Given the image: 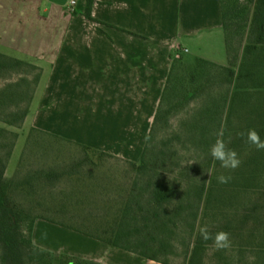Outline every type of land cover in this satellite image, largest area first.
<instances>
[{"label": "rangeland", "instance_id": "obj_1", "mask_svg": "<svg viewBox=\"0 0 264 264\" xmlns=\"http://www.w3.org/2000/svg\"><path fill=\"white\" fill-rule=\"evenodd\" d=\"M109 1L111 9L118 5L115 0ZM158 1L151 0L155 11ZM68 3L69 0H67ZM254 3H256L255 0L252 5ZM81 4L82 0L74 6L79 10ZM67 14L69 17L70 12L67 11ZM78 31L80 30L78 29ZM106 31L109 35L114 34L112 28H108ZM205 31L203 30L199 35L184 36L181 39L183 46L180 50L177 48L175 52L172 50L173 55L178 58L184 54L186 60L180 59L182 63L194 61L199 55L226 61L225 44L222 41H217V37L206 34ZM82 34L83 28L81 36ZM88 36L87 38H99L97 34L95 37H91L90 34ZM240 42L243 46L245 45V41L240 40ZM184 48H187V51ZM112 51L113 48L110 45L100 47L97 41L93 47H70L65 53L68 55L67 59L64 58L63 54L59 57L58 64L44 67L39 82L36 80L39 69L34 65L25 63L2 69L0 72V89L15 83L19 84L20 90L26 91L24 97L19 100L20 103L15 99L14 101L10 99V102L6 103L5 108L8 109L6 116L12 118L15 114H21L23 108L30 101L27 92L30 93L31 91L32 93L29 113L23 120L17 118L14 119L13 123H10L0 118V157L7 163L4 180L11 179L19 168L17 177H23L29 169L42 170V176H45V181L48 183L50 179L46 177L48 171L52 172V170L57 169L61 171L68 167L72 159L79 160L82 157L83 154L78 153L79 148L73 144H65L55 138L69 137L75 138L77 141L88 142L90 145L98 144L111 150V152L136 157L134 160L140 161L138 155L141 150L142 136L147 134L149 123L147 116L150 109L137 111L136 117L127 114L125 119H120L122 110L116 111L117 104L120 102L118 97L120 95L124 101L128 95L115 88L116 82L121 78L119 76L121 69L113 64V60L109 59H114ZM125 70L126 68L122 69V74ZM222 72L223 70L216 68L212 73L217 83H219L217 75ZM183 73L187 74L188 72L183 71ZM35 82L39 86H36ZM146 89L149 90V88ZM126 105L123 102V109ZM198 106L197 102H193L186 108L173 107L168 114L169 121L165 118L159 120L154 132L151 133V139L147 142L145 169L137 170L128 162H120L111 157L100 160L104 169L111 167L116 169V173L119 171L117 180L120 183L119 186L121 185V190L123 188L121 202L128 200V203L131 204L127 213L125 212V221L118 227L122 228L125 235L121 239V243L147 254H156L159 260L169 261V263L175 261L179 264L185 263L184 253L195 237L198 228L195 225L200 219L198 214L205 201V198H200L203 195V193L200 194L201 183L213 178L212 171L216 162L211 155L209 157V153L203 147L206 142L212 141L213 133L201 134V128L198 129L197 138H191L186 133L188 128L186 126L187 116L192 114L188 113L189 108L197 109L196 119L200 127L206 125L208 131H211L218 124L209 117L202 121L201 110ZM239 121H235V123ZM55 133L60 134V136L55 135ZM226 138H231L227 139L228 148L234 149L241 161L245 159L243 145L235 143V138H241V136L236 134ZM191 161L194 162L188 164ZM217 165V170L223 169L231 172L232 175L239 169V167L234 170L224 169L220 162ZM84 174L87 175V172ZM69 176L64 173L57 182L49 185H42L45 184L43 178L41 184L37 185L38 196L33 201L26 199L23 203L26 205L36 203L37 207L30 208V211L35 213L44 210L51 212L50 209L56 210L58 206L56 201L53 206L50 204V200H44L49 199L51 191L54 192H51L52 195L56 196L62 194L61 188L62 190L76 188L78 191L80 188L85 189L81 182L72 180ZM158 179L168 180L170 185L179 190L176 197L169 201H163L162 206L152 203L150 198L152 182ZM43 193L46 194L41 199ZM61 196L58 203H61L59 206L64 207H60L61 213H56V217L64 216L65 219L71 220L70 223L86 227L89 230L103 232L102 229H97L100 224L95 221L102 218L100 205L104 204V201L94 197V195V199L85 200L65 199L64 195ZM25 198L19 196V199ZM37 201L41 203H37ZM43 204L45 205L43 206ZM149 210L150 213H148ZM142 211L145 212V215ZM153 211L160 213L154 215V221L151 219V212ZM72 220H77L76 222L79 223L72 222ZM208 220L214 221L213 218ZM45 223L50 222L45 221ZM27 224L28 220H19L14 228H17L16 233L20 244L22 242L18 250L23 253L25 260L31 262V256L35 253H29L31 248L28 247ZM59 226L68 230L62 243L76 250L85 248L88 240L87 235ZM71 235L73 237H70ZM55 241L58 242L57 239ZM1 246H4L2 241H0V263ZM232 248H234L232 252L236 254V260H231L229 264L254 263V257L245 256L243 251L237 252L240 247ZM214 249L213 244H210L207 249L209 253L207 264H222L218 262L217 256L213 255ZM76 257L80 261H76L75 264L93 263L89 259ZM9 263L10 260H8ZM19 264H26V261L20 259Z\"/></svg>", "mask_w": 264, "mask_h": 264}, {"label": "trees", "instance_id": "obj_2", "mask_svg": "<svg viewBox=\"0 0 264 264\" xmlns=\"http://www.w3.org/2000/svg\"><path fill=\"white\" fill-rule=\"evenodd\" d=\"M253 1L221 0L223 28L229 53L227 66L203 58H196L195 61L186 64L182 63L181 57H175L148 137V140L151 139V133L154 132L161 118L169 121L168 114H170L171 108H186L193 102L199 104L198 108L201 110L202 121L209 117L218 123L216 128L208 131V126L200 127L196 119L197 109H188V113H192L186 121L188 127L186 133L189 137L197 138L199 128H201V134L213 133L212 141L206 142L203 146L204 150L209 153V157L210 148L218 134L223 140H226L224 141L227 147V139H231L226 138L227 136H235L236 134L241 136V138H235V143L243 145L245 159H242L238 171L232 175L229 171L217 170L219 161L216 160L212 171L213 178L201 183L200 194H206L200 198H205V201L198 214L200 219L195 225V227L198 226L195 237L184 253L185 264H207L206 261L209 258L207 249L210 244H213V241H205L202 238L200 229L203 227H207L213 235L220 230L230 234L231 246L227 249H214L213 251L218 262L229 264L231 260H236V254L232 252L234 250L232 247L238 246L240 248L237 252L243 251L245 256L254 257L253 264H264V150H257L254 145L246 142L247 131L251 128H255L261 139L264 140V0H255L256 3L252 5ZM93 2L94 0H86L85 15L97 20L92 15ZM97 21L101 22V20ZM240 40L245 41L244 46L241 42L239 43ZM240 53L242 54L239 55ZM25 63L34 65L39 69L36 77L38 82L40 77L38 66L0 52V72L4 68L20 66ZM216 68L223 70L221 74L217 75L219 83L216 82L212 74ZM183 71L188 73H183ZM214 80L215 83H213ZM37 82L35 83L37 84ZM25 92V90H20L19 84L15 83L0 89V118L13 123L14 119L23 120L27 116L32 98L31 91V94L27 92L30 101L23 108L21 114H13L12 118L5 115L8 111L5 108L6 103L10 102V99L13 101L15 99L20 103L19 100L24 97ZM238 120L240 121L235 123ZM55 135L60 136L57 133ZM55 139L65 144H73L79 148L78 153L83 155L79 160L72 159L68 167L61 171L58 169L52 170V172L48 171L46 173V177L50 178L48 183L45 181V176H42V170L40 172L29 169L23 177H17L19 168L11 179L4 180L7 163L0 157V241L4 243V246H1L0 264H8V260H10L9 264H19L20 259L26 261V264H53V252L37 244L33 239L37 219L50 220L55 224L109 244L139 251L121 243V239L125 235L122 228L118 227L125 221V212L127 213L131 204L128 203V200L121 202L123 188L121 190V185L119 186L120 183L117 180L119 171L117 174L115 168L107 167L104 169L100 160L111 157L120 162L126 161L137 170H143L146 167L145 150L148 145H146L140 161L136 162L114 156L105 150L70 138ZM232 144L235 145L233 142ZM84 172H87V175ZM64 173L70 175V179L81 182L85 189L80 188L78 191L76 188L66 190L61 188L62 194L56 196H53L52 193L54 192L51 191L49 199L44 200H50V204L53 206L56 201L58 205L56 210L31 212L30 208L38 205L34 202L26 205L23 202L26 199L33 201L38 196L37 185L41 184L43 178L45 184L42 185L57 182ZM219 173L231 175L232 179L226 184L218 183L217 176L220 175ZM152 183L151 202L160 206H162L163 201H169L179 193V190L170 185L168 180L158 179ZM99 187L101 188L98 190ZM46 193L41 195V199ZM20 195L21 198H26L19 199ZM61 195H64L65 199L85 200L97 197L104 201V204L100 205L102 207L100 215L103 219L95 221L100 224L97 229H102L103 232L89 230L86 227L70 223L71 220L65 219L64 216L56 217V213H61L60 207H64L59 206L61 203H58ZM37 203L41 202L37 201ZM142 213L145 215L144 211ZM151 213L153 221L154 215L160 214L159 211ZM57 218L65 221L57 222ZM210 218H213L214 221H209ZM24 219L28 220V247L31 248L29 253H35L31 258L36 259H31V262L25 260L23 253L18 250L22 242L20 244L16 233L17 228H14L19 220L24 221ZM76 221L72 220V222L79 223ZM140 252L149 258L158 259L156 254ZM78 260L75 255L63 253L60 256L59 264H75Z\"/></svg>", "mask_w": 264, "mask_h": 264}, {"label": "crops", "instance_id": "obj_3", "mask_svg": "<svg viewBox=\"0 0 264 264\" xmlns=\"http://www.w3.org/2000/svg\"><path fill=\"white\" fill-rule=\"evenodd\" d=\"M115 1L118 5L111 9L109 0H94L92 15L101 20L99 22L85 15L86 0H82L79 10L74 4H67V0H0V52L38 66L41 80L44 67L58 64L63 54L67 59L65 53L70 47H93L95 41L100 47L110 45L114 59H109L121 69V78L115 88L129 96L124 101L120 95L118 97L120 102L116 111L122 110L120 119H125L127 114L136 117L137 111L150 109L147 134L142 136L138 155V159H141L175 60L172 50H180L183 46L181 39L187 35H199L206 30V34L217 37V41L225 44L227 60L220 61L202 55L197 58L223 66L229 64L221 0H159L156 11L151 0ZM79 2L76 0L75 4ZM67 11L70 12L69 17ZM108 28H112L113 35L108 34ZM89 34L91 37L97 34L99 38H87ZM181 59L186 60L184 54ZM190 62L193 61L186 63ZM123 68L126 70L122 74ZM123 102L127 104L124 109ZM189 118L188 115L187 120ZM70 139L77 141L75 138ZM91 146L123 159H136L111 152L98 144ZM56 221L65 220L57 218ZM67 231L50 220L37 219L35 223L33 239L53 252V264H59L63 253L89 259L94 264H179L176 261L169 263L152 259L140 251H132L90 236L85 248L76 250L62 243Z\"/></svg>", "mask_w": 264, "mask_h": 264}, {"label": "clouds", "instance_id": "obj_4", "mask_svg": "<svg viewBox=\"0 0 264 264\" xmlns=\"http://www.w3.org/2000/svg\"><path fill=\"white\" fill-rule=\"evenodd\" d=\"M244 135V133H241ZM246 142L250 145H254L257 150H264V140L261 139L258 131L255 128H251L247 131ZM210 155L214 160L220 162V165L224 169L234 170L242 163L238 153L231 148H228L225 141L221 138V135H217V139L210 148ZM194 161L189 162L191 164ZM232 179L231 175L220 174L217 176L218 183L226 184ZM202 238L213 241V247L217 250L227 249L231 246L230 234L227 231L220 230L214 235L211 234L207 227L200 229Z\"/></svg>", "mask_w": 264, "mask_h": 264}, {"label": "built area", "instance_id": "obj_5", "mask_svg": "<svg viewBox=\"0 0 264 264\" xmlns=\"http://www.w3.org/2000/svg\"><path fill=\"white\" fill-rule=\"evenodd\" d=\"M69 3H70L71 5H73V4L76 3V0H69ZM184 50L187 51V48H184ZM178 53L181 54V52H178ZM178 53H177V54H178ZM177 54H176V55H177Z\"/></svg>", "mask_w": 264, "mask_h": 264}]
</instances>
